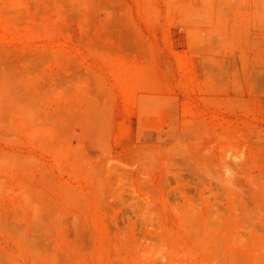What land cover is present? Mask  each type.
<instances>
[{
	"label": "rangeland",
	"instance_id": "rangeland-1",
	"mask_svg": "<svg viewBox=\"0 0 264 264\" xmlns=\"http://www.w3.org/2000/svg\"><path fill=\"white\" fill-rule=\"evenodd\" d=\"M0 264H264V0H0Z\"/></svg>",
	"mask_w": 264,
	"mask_h": 264
}]
</instances>
